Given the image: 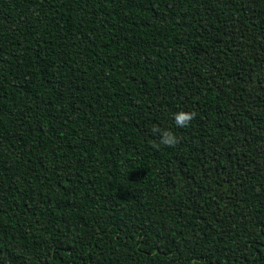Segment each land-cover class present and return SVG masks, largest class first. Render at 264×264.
I'll return each mask as SVG.
<instances>
[{
	"label": "trees",
	"instance_id": "16d2710c",
	"mask_svg": "<svg viewBox=\"0 0 264 264\" xmlns=\"http://www.w3.org/2000/svg\"><path fill=\"white\" fill-rule=\"evenodd\" d=\"M0 264H264V0H0Z\"/></svg>",
	"mask_w": 264,
	"mask_h": 264
},
{
	"label": "clouds",
	"instance_id": "9594fccd",
	"mask_svg": "<svg viewBox=\"0 0 264 264\" xmlns=\"http://www.w3.org/2000/svg\"><path fill=\"white\" fill-rule=\"evenodd\" d=\"M195 114L193 112L179 110L171 114V118L176 127L184 128L190 125L194 119ZM158 134V147H174L178 144V137L171 130L156 129Z\"/></svg>",
	"mask_w": 264,
	"mask_h": 264
}]
</instances>
